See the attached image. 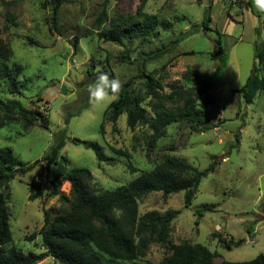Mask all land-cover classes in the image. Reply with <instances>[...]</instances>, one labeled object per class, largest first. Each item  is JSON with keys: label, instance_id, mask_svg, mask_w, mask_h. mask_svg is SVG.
<instances>
[{"label": "rangeland", "instance_id": "374dc122", "mask_svg": "<svg viewBox=\"0 0 264 264\" xmlns=\"http://www.w3.org/2000/svg\"><path fill=\"white\" fill-rule=\"evenodd\" d=\"M248 1L148 0L143 7L142 0H65L57 12V26L51 27V0H0V37L12 51L8 64L23 67L18 77L22 94L8 95L0 83V96L40 111L49 122L48 129L39 124L29 130L19 124L0 129V148H11L26 166L39 161L34 169L0 187L13 237L4 246L6 251L12 247L25 254L45 251L40 234L44 210L56 213L66 205L58 196H48L45 171L36 178L44 191L41 197L30 200L35 193L30 183L46 166L40 160L55 145L57 134L67 128L68 138L58 164L52 167L53 175L86 168L92 174L96 194L127 185L169 155L199 170L217 162L190 206L185 205V192L168 197L155 192L139 202L141 215L179 212L172 222L168 245L152 243L147 255L136 262L107 264H158L172 253L173 245L183 242L202 244L216 252L213 264L246 262L264 255V92L258 93L252 104L244 103L237 92L255 65L264 76V64L259 65L254 55L255 44L264 43V13L257 11L252 0L259 15L247 9ZM143 13L156 15L160 22L169 21L171 27L160 25L147 39L110 42L98 38V32L110 25L142 22ZM9 15L17 21L16 27L7 20ZM219 47L222 53L212 55ZM160 48L162 55L146 63V72L160 80L163 100L146 101L143 106L148 115L155 116L160 105L165 110H178L187 94H200L198 104L208 96L211 101L204 108L207 131L197 123L179 121L157 136L148 125L131 129L126 114L115 124L104 119L112 101L89 103L87 86L96 80L98 68H106L121 83L132 81L136 87L140 83L139 65L146 54ZM125 51L130 56L126 63L122 61ZM91 58L96 64L95 77L87 74ZM58 84L66 88L65 94ZM79 109L80 113L65 124L66 114ZM74 139L99 143L114 161L100 163L93 150L74 143ZM60 190L69 196L70 184L64 182ZM222 239L239 244L228 248ZM38 264L63 263L48 257Z\"/></svg>", "mask_w": 264, "mask_h": 264}, {"label": "trees", "instance_id": "16d2710c", "mask_svg": "<svg viewBox=\"0 0 264 264\" xmlns=\"http://www.w3.org/2000/svg\"><path fill=\"white\" fill-rule=\"evenodd\" d=\"M53 15L51 27L57 26V12L65 0H51ZM148 0H142L145 7ZM46 8V3L43 4ZM246 8L259 15L253 8L251 0L246 3ZM13 27L17 21L13 15L7 19ZM210 20V19H209ZM205 24V23H204ZM162 25L165 29L171 27V22H160L156 15L143 13V21L132 25H110L109 28L98 32V38L102 41L121 42L122 40L147 39L158 32ZM77 41V39H75ZM76 43V42H75ZM75 46V44H74ZM163 49L146 54V58L139 65L140 83L133 87V82L122 83V89L118 99L112 101L104 113V119L116 123L123 114L127 116V125L133 129L138 125H148L157 136L162 135L164 129L173 122L187 121L197 123L204 130L208 128V118L204 108L209 105L211 99L205 96L201 100L200 94H187L184 97V105L176 111L165 110L163 105L156 107L155 116L148 115L143 106L150 99L163 100L162 84L151 73L146 72V63L159 58ZM222 53L221 47L212 55ZM255 60L259 65L264 64V43H256L254 46ZM12 59V51L7 43L0 37V83L5 87L8 95L20 96L22 87L18 80L23 72L21 65L9 66ZM122 61H130L127 51L122 54ZM96 64L90 59L87 68L89 77H95ZM110 78L116 75L107 70ZM259 66L255 65L252 74L246 83L237 90L243 102L252 104L258 93L264 92V76L259 75ZM198 78V74L193 72ZM187 77H184L186 80ZM95 79H92L94 82ZM68 112L65 124L80 113ZM43 121V123H40ZM19 124L25 130L36 125L48 129L47 118L38 110L26 108L17 100L6 101L0 96V129L10 125ZM67 128L62 129L56 136V143L51 151L40 161L46 166L40 168L35 175V180L30 187L35 191L30 200H35L44 194L42 185L36 181L43 175L47 181L49 197H59L62 205L54 213L53 210H44V224L40 230L42 244L45 251L36 254L21 252L15 247L6 251L4 246L13 240L10 228V214L5 203V197L0 193V264H38L48 257L63 264H107L106 261H120L132 263L143 259L152 243L168 245L171 235L172 222L177 218L178 211L170 210L164 214L156 211L141 215L139 202L151 193L161 192L164 197L185 192V205L190 206L195 199L198 187L202 180L215 171V162L203 170L193 167L176 156H166L154 168L142 171L140 175L124 186L113 190H105L96 194L91 182V172L86 168H73L63 175H53L52 167L58 164L60 151L64 148L67 139ZM239 139L237 138V142ZM74 143L81 144L95 152L100 163H110L114 158L106 156L102 146L97 142L74 139ZM63 160L67 158L62 157ZM39 162V161H38ZM33 165L26 166L19 161L11 148H0V187L8 186V183L17 175H24L34 169ZM132 172L136 170L130 166ZM64 182L70 184L69 196L63 194L60 187ZM226 247L232 244L238 245L235 240L226 242L221 240ZM218 254L210 251L202 244L183 242L172 246V253L166 255L158 264H213ZM220 264H264V255L246 262L222 261Z\"/></svg>", "mask_w": 264, "mask_h": 264}, {"label": "clouds", "instance_id": "9594fccd", "mask_svg": "<svg viewBox=\"0 0 264 264\" xmlns=\"http://www.w3.org/2000/svg\"><path fill=\"white\" fill-rule=\"evenodd\" d=\"M257 11L264 13V0H252ZM96 80L87 86L89 103L93 105H103L118 99L122 89V83L118 78H110L107 72L97 69Z\"/></svg>", "mask_w": 264, "mask_h": 264}, {"label": "water", "instance_id": "95a60500", "mask_svg": "<svg viewBox=\"0 0 264 264\" xmlns=\"http://www.w3.org/2000/svg\"><path fill=\"white\" fill-rule=\"evenodd\" d=\"M58 87H60L62 93L65 94V92H66V88H65L64 86H62V84H58ZM263 218H264V217H262V219H263Z\"/></svg>", "mask_w": 264, "mask_h": 264}]
</instances>
